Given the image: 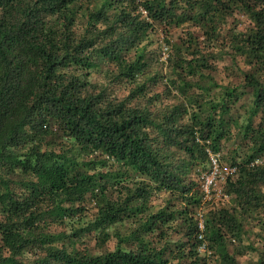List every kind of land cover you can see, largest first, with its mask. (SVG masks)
<instances>
[{"label": "trees", "instance_id": "1", "mask_svg": "<svg viewBox=\"0 0 264 264\" xmlns=\"http://www.w3.org/2000/svg\"><path fill=\"white\" fill-rule=\"evenodd\" d=\"M0 264H264V0H0Z\"/></svg>", "mask_w": 264, "mask_h": 264}, {"label": "built area", "instance_id": "2", "mask_svg": "<svg viewBox=\"0 0 264 264\" xmlns=\"http://www.w3.org/2000/svg\"><path fill=\"white\" fill-rule=\"evenodd\" d=\"M143 14L146 15L147 12L143 11ZM236 172H237V167H233L231 165L230 166L224 165L221 163L218 155L215 156L211 154L210 171L202 175L201 188L207 194V196H210L213 189L215 190V188L218 187V182H217L218 178L225 177L226 179L229 176L235 175ZM222 191L220 190L219 192L221 196H222ZM216 193L214 194L216 195ZM199 216L201 217V214ZM201 228H203L202 224H201ZM201 250L205 251L204 247H202Z\"/></svg>", "mask_w": 264, "mask_h": 264}, {"label": "rangeland", "instance_id": "3", "mask_svg": "<svg viewBox=\"0 0 264 264\" xmlns=\"http://www.w3.org/2000/svg\"><path fill=\"white\" fill-rule=\"evenodd\" d=\"M179 33H180L179 30H176V31H175V34L173 35V36H174V39L177 38V35H178ZM164 59H165V55L162 56L161 61L163 62ZM97 79H98V78L95 77V80H97ZM228 146H229V147H228L227 149H230V148H232L233 145H232V143H230ZM227 149H225V152H227ZM221 158H222V157L219 156V159H220V161H221L222 164L230 166V163H229V162H227L226 160L224 161V160L221 159ZM203 174H204V173H203ZM203 174H202V175H203ZM201 180H202V176H201ZM217 182H218V187H216L215 190H214L215 193L217 192L216 195H215V201H216V202L219 201V204H221V203H224L225 200H224L223 196H221V195L219 194V192H220V190H221V191L223 190V184H224V182H225V177H220V178H218V179H217ZM218 194H219V195H218ZM165 198H166L165 195H160V196L156 197V198L153 200V204H155V205H159V204L163 203V201H164ZM94 245H95L94 242H91V243H90V248H89V249H90V251H91L92 253H96L95 249H93V248H94ZM114 248H115V241H111V242L107 245V247L105 248V250H113ZM252 258L255 259L256 256L254 255V256H252ZM246 259H247V258H242V259H240V261H241L242 263H244Z\"/></svg>", "mask_w": 264, "mask_h": 264}]
</instances>
